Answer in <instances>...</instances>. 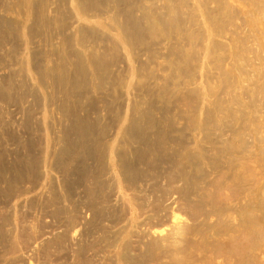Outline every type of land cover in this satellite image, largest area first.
I'll list each match as a JSON object with an SVG mask.
<instances>
[{"label":"rangeland","instance_id":"rangeland-1","mask_svg":"<svg viewBox=\"0 0 264 264\" xmlns=\"http://www.w3.org/2000/svg\"><path fill=\"white\" fill-rule=\"evenodd\" d=\"M0 26V264H264V0H0Z\"/></svg>","mask_w":264,"mask_h":264},{"label":"bare ground","instance_id":"bare-ground-1","mask_svg":"<svg viewBox=\"0 0 264 264\" xmlns=\"http://www.w3.org/2000/svg\"><path fill=\"white\" fill-rule=\"evenodd\" d=\"M133 25H136V24L133 23ZM81 62H82L81 59L78 57V60L76 61V64H75V69H74L73 74H72V82L70 84L71 87L78 88L79 85L82 83V80L84 78V70L82 68ZM97 63H98L97 66L99 67V69H101V71H103L104 70V65L102 66V64H100L99 61H97ZM63 82L64 81H61V83H63ZM146 119H147L148 122L151 121V118L149 116H147ZM94 129H95V124H93L90 121H88V119L86 117L80 118V119H78L76 117L75 119H73L71 128L68 129V131H69L68 132V136L69 135H73L75 137L74 141H76L78 139L81 142L80 144L78 142H72V143L69 144V148L70 147L73 148L77 144V146H76V150H77L81 146V144L84 143V147H82L84 149H82V156H81V158L84 159V160L85 159L91 160L94 157V153H95L94 150H95V144L96 143L92 139L90 140L88 138L89 135L93 134V136H94V131H95ZM131 132H132V135L134 137L142 139V133H141V130H140L139 127L134 125L132 127V129H131ZM69 152H72V150L69 149ZM27 158H29V157H27ZM139 160L143 161L142 156L139 157ZM80 162L82 163L81 160H80ZM30 167H33V163L30 164ZM124 167L128 168L127 170L130 169L129 164H127V163H124ZM76 170H77L78 175L79 174L83 175L86 172V168H85V166L83 164L79 168H77ZM75 175H76V173H75ZM100 184H101V182L99 183V185ZM99 188L102 190V188H103L102 185H100ZM88 193L91 194L92 192H88ZM92 195H93L92 196V201H94L93 198L95 196L98 197V195L97 194H92ZM95 213H96V215L102 214V213L104 214V210H101L99 208V206H98V209H96Z\"/></svg>","mask_w":264,"mask_h":264}]
</instances>
